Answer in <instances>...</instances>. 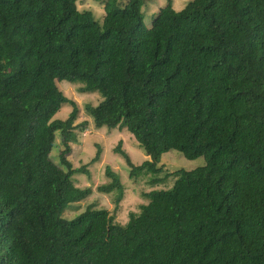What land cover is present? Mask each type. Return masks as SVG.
<instances>
[{"label": "trees", "instance_id": "obj_1", "mask_svg": "<svg viewBox=\"0 0 264 264\" xmlns=\"http://www.w3.org/2000/svg\"><path fill=\"white\" fill-rule=\"evenodd\" d=\"M80 1L0 0V264H264V0H167L150 28L146 0H106L102 21ZM62 81L98 93L96 128H126L149 157L117 148L131 177L170 151L206 165L176 171L125 227L91 206L63 217L90 190L68 159L89 123ZM106 176L97 190L119 202Z\"/></svg>", "mask_w": 264, "mask_h": 264}, {"label": "rangeland", "instance_id": "obj_2", "mask_svg": "<svg viewBox=\"0 0 264 264\" xmlns=\"http://www.w3.org/2000/svg\"><path fill=\"white\" fill-rule=\"evenodd\" d=\"M106 0H83L78 3L79 9L91 10L95 18L102 21ZM190 0H173L175 10L180 11ZM167 6V0H146L144 7L145 26L150 28L160 8ZM65 96L74 101L79 108V119L75 125L88 122L86 131L79 133L78 142L72 144V153L68 156L74 169L86 168V171L77 173L72 178L75 186L81 189H89L90 193L80 201L69 205L63 213V217L73 219L88 207L99 210H107L114 217L115 223L127 226L132 216L138 217L143 206L150 203L148 194L156 190H169L173 187L178 176L176 171H192L206 165L204 158L188 160L176 151L165 153L161 158V164L165 167L161 173L155 174L150 169L138 172L131 177V168L124 157L117 151L121 145L135 166H141L149 157L139 146L132 134L126 128L109 129L107 127L96 128L91 117L86 113V106L98 105L103 98L98 93H85L80 90L81 85L67 81L57 82ZM72 111V106L65 104L56 115V119H66ZM61 137L58 134L56 146L52 151V159L59 163L62 151ZM100 151V158L94 162ZM110 167L121 177L124 186L122 199L118 202L116 194L100 193L97 188L109 182L106 169Z\"/></svg>", "mask_w": 264, "mask_h": 264}]
</instances>
